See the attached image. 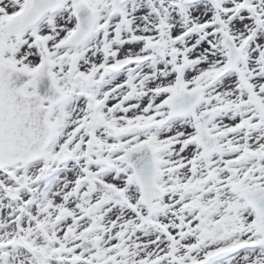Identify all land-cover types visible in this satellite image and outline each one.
Here are the masks:
<instances>
[{"label": "snow or ice", "instance_id": "obj_1", "mask_svg": "<svg viewBox=\"0 0 264 264\" xmlns=\"http://www.w3.org/2000/svg\"><path fill=\"white\" fill-rule=\"evenodd\" d=\"M0 264H264V0H0Z\"/></svg>", "mask_w": 264, "mask_h": 264}]
</instances>
